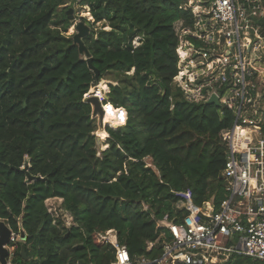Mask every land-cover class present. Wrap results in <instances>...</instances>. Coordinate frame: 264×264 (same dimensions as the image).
<instances>
[{
  "label": "trees",
  "instance_id": "16d2710c",
  "mask_svg": "<svg viewBox=\"0 0 264 264\" xmlns=\"http://www.w3.org/2000/svg\"><path fill=\"white\" fill-rule=\"evenodd\" d=\"M73 1L0 0V218L28 236L9 243L10 260L111 264L115 248L98 237L109 229L133 258L153 259L162 253L160 244L148 248L156 219L185 214L178 192L191 190L199 205L213 198L215 208L225 197L222 130L232 112L188 102L173 85L178 29L193 25L188 0H82L92 4L91 25L110 26L83 38L98 77L67 34ZM112 74L106 114L125 124L107 127L109 145L98 154L84 96ZM25 165L39 178L28 181ZM50 198L63 200L71 226L49 211ZM212 264L264 262L231 255Z\"/></svg>",
  "mask_w": 264,
  "mask_h": 264
},
{
  "label": "built area",
  "instance_id": "2783aa9c",
  "mask_svg": "<svg viewBox=\"0 0 264 264\" xmlns=\"http://www.w3.org/2000/svg\"><path fill=\"white\" fill-rule=\"evenodd\" d=\"M183 6L191 9L193 25L178 29L173 85L188 102L206 104L216 95L220 115L232 112V126L222 130L225 197L215 208L213 198L199 205L191 190L178 192L185 214L154 217L159 235L148 248L160 244L162 253L153 259L133 258L116 229L98 237L115 248L111 264H212L231 255L264 262V0H188ZM238 129L245 133L237 135ZM72 224L71 216L66 226ZM18 236L13 232L11 241Z\"/></svg>",
  "mask_w": 264,
  "mask_h": 264
},
{
  "label": "rangeland",
  "instance_id": "374dc122",
  "mask_svg": "<svg viewBox=\"0 0 264 264\" xmlns=\"http://www.w3.org/2000/svg\"><path fill=\"white\" fill-rule=\"evenodd\" d=\"M72 3V4H71ZM68 5L70 6L69 10L71 9V16H72V21L73 24L72 26L68 29L67 34H74L77 30L75 29V26L77 25V23L79 22H83L85 25H87L88 27H90V32L97 31L99 28H101L102 26L105 25L106 29H110V26L108 25V21H101L98 22L94 25H91L88 21H92L93 20V15L91 13V6L92 4L88 3V4H82V0H77V1H73L68 3ZM84 18L87 19V21L84 20ZM137 37H135L132 41V43L134 44V40L136 41ZM138 41V40H137ZM133 72V71H132ZM131 72V73H132ZM115 76L114 74L109 75L108 79H104L102 81H105V83H103L101 85V88L98 89L97 91H94L95 88L99 85L93 86L91 87V89L89 90L88 93L85 94L84 99L88 102L91 103L92 105V116L96 119V123H97V129L94 132V135L97 138V142H96V149L98 151V154H101V151L106 149L108 147V143L107 139L109 137V133L107 132V127H112L114 129H117L121 126H123L125 124V122L123 123H118V120L115 117H109L106 114V110L105 113H103V115H101L100 111H97L95 109V103L91 100L93 96H97L99 98V100L102 103L103 106V110L105 109L104 106V99H106L107 94L110 91V83H116L115 81ZM94 89V90H93ZM177 89V88H176ZM94 91V92H93ZM127 111V110H126ZM105 118H109V119H114L117 124L113 125L110 123L105 122ZM128 118V111H127V115H126V121ZM1 180H0V188H1ZM47 205L50 207H52L53 209H56V213L54 212V215L56 214L59 218H61L64 222L65 225L67 224V222L70 220L71 221V216L70 214L63 210V200L59 199V198H51L47 200ZM55 215V217H56ZM3 220V219H2ZM18 239L20 240V237L18 236ZM15 246H10L9 244V249L11 251V253L13 252Z\"/></svg>",
  "mask_w": 264,
  "mask_h": 264
},
{
  "label": "water",
  "instance_id": "95a60500",
  "mask_svg": "<svg viewBox=\"0 0 264 264\" xmlns=\"http://www.w3.org/2000/svg\"><path fill=\"white\" fill-rule=\"evenodd\" d=\"M71 11L72 10L70 9L69 12ZM75 29L77 31L73 35V40L78 45L80 53L81 54L86 53L89 67L96 72V76L98 77L99 71L96 68H94L93 63H92V57L90 56L87 50V47L84 43V40H83V38L90 33V27L85 25L83 22H79L75 26ZM91 100L95 103V109L97 111H100L101 115H103L104 110H103V106L99 98L97 96H93ZM206 105H215L217 107L221 106L219 103L218 97L216 95H213L210 98V100L206 102ZM22 169L28 173L27 165H25ZM37 178L39 177L33 176L30 173H28V181H32ZM20 231H21L20 236H19L20 240L26 241L28 237L26 231L22 227ZM12 235H13L12 229L8 226V224L4 220L0 218V264H11L9 260L10 254H11V251L9 249V243L12 240ZM21 252L24 255V257H26V247L24 244L21 246Z\"/></svg>",
  "mask_w": 264,
  "mask_h": 264
},
{
  "label": "bare ground",
  "instance_id": "6f19581e",
  "mask_svg": "<svg viewBox=\"0 0 264 264\" xmlns=\"http://www.w3.org/2000/svg\"><path fill=\"white\" fill-rule=\"evenodd\" d=\"M180 53L183 54L182 50H180ZM104 113H105V109H104ZM107 119H109V118H105V121H106ZM244 133H245V131H243L242 129H238V130H237V135H242V134H244Z\"/></svg>",
  "mask_w": 264,
  "mask_h": 264
}]
</instances>
